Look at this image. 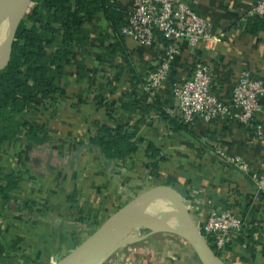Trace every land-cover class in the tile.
<instances>
[{"label":"crops","instance_id":"crops-1","mask_svg":"<svg viewBox=\"0 0 264 264\" xmlns=\"http://www.w3.org/2000/svg\"><path fill=\"white\" fill-rule=\"evenodd\" d=\"M112 1L117 24L101 10L83 20L86 42L74 48L51 101L30 115L45 126L39 143L20 135L0 147V186L18 175L14 194L29 200L7 208L0 193V264H54L131 200L160 187L181 195L201 230L212 210L243 217L239 237L216 254L223 264H264V194L249 173L264 170V133L235 119L182 123L173 92L199 59L210 64L222 99L245 70L264 80V20L248 16L256 0H188L224 35L215 51L185 44L155 95L143 84L168 41L161 33L153 46L125 37L133 0ZM254 123L264 129V98ZM103 127L120 129L128 147L105 151L96 141ZM237 156L248 173L230 162ZM149 239L153 259L136 252L112 264H202L176 234Z\"/></svg>","mask_w":264,"mask_h":264},{"label":"built area","instance_id":"built-area-1","mask_svg":"<svg viewBox=\"0 0 264 264\" xmlns=\"http://www.w3.org/2000/svg\"><path fill=\"white\" fill-rule=\"evenodd\" d=\"M248 16L264 20V0H256L248 10ZM121 33L145 46L158 44V33L168 41L157 54L156 66L148 72L143 84L151 95L163 85L185 44L215 51L224 35L215 33L212 23L200 16L188 0H133V8ZM213 80L210 64L199 59L194 64L192 76L175 85L173 92L179 103V120L191 125L197 120L235 119L253 126L256 134L262 136L263 126L254 124V118L260 110V100L264 98V80L243 71L234 83L229 99L217 96ZM229 160L239 170L250 171L240 156ZM249 173L257 192L264 194V170ZM245 226V219L229 210H212L202 230L199 229L213 250L221 251L239 237Z\"/></svg>","mask_w":264,"mask_h":264},{"label":"trees","instance_id":"trees-1","mask_svg":"<svg viewBox=\"0 0 264 264\" xmlns=\"http://www.w3.org/2000/svg\"><path fill=\"white\" fill-rule=\"evenodd\" d=\"M33 2L34 6L17 29L10 62L0 70V147L5 140L20 135L39 143L45 126L31 120L30 115L51 101L58 91L57 78L73 62L74 48L86 42L83 20L101 10L113 23L118 21L112 0ZM119 130L103 127L97 143L108 152L123 150L129 144ZM5 178L6 184L0 186L4 205L12 208L14 201L21 209L29 200L14 194L20 189V177L7 175ZM2 250L0 243V253Z\"/></svg>","mask_w":264,"mask_h":264},{"label":"water","instance_id":"water-1","mask_svg":"<svg viewBox=\"0 0 264 264\" xmlns=\"http://www.w3.org/2000/svg\"><path fill=\"white\" fill-rule=\"evenodd\" d=\"M16 0H0V70L10 62L20 15L33 0H25L21 10L12 13L11 5ZM13 18L10 22V14ZM159 202L168 204L179 218L175 226H164L143 219L145 211ZM134 227L148 229L142 237L123 244H112L121 233ZM160 232L176 234L185 239L195 250L202 264H223L216 252L204 238L181 195L169 187L148 191L120 208L99 226L88 238L54 264H90L111 255L116 248L129 243L140 242L149 235Z\"/></svg>","mask_w":264,"mask_h":264},{"label":"bare ground","instance_id":"bare-ground-1","mask_svg":"<svg viewBox=\"0 0 264 264\" xmlns=\"http://www.w3.org/2000/svg\"><path fill=\"white\" fill-rule=\"evenodd\" d=\"M25 0H16L12 5V13L14 14L15 11H19L24 6ZM12 13L10 14V22L13 18ZM150 213H159V216L156 218L150 220L160 225L165 226H175L177 223H179V218L177 217V214L174 212V210L168 206L166 203L159 202L157 204H152L144 213V216L150 214ZM148 229L143 227H134L132 229L126 230L123 233H121L116 239L113 241L112 244H122L125 242H128L133 239H137L139 236H142L145 232H147Z\"/></svg>","mask_w":264,"mask_h":264},{"label":"rangeland","instance_id":"rangeland-1","mask_svg":"<svg viewBox=\"0 0 264 264\" xmlns=\"http://www.w3.org/2000/svg\"><path fill=\"white\" fill-rule=\"evenodd\" d=\"M31 5H33L32 3L27 7L26 10H24L22 13H21V17H20V24L21 22L27 17V14L29 13L30 11V8H31ZM19 24V26H20ZM18 26V27H19ZM18 29V28H17ZM17 32V31H16ZM152 214H148L146 216L143 217L144 220H147V221H150L152 219ZM147 232H145L144 234H146ZM143 234V235H144ZM147 234H151L150 232H148ZM142 235V236H143ZM142 236H139L138 238L142 237ZM151 237V235L147 236L146 238H144L143 240H141L140 242H135V243H129V244H126L122 247H119V248H116L114 250V252L109 255L108 257L102 259L101 261H98V262H94V263H90V264H112V262L117 259V262L119 261L120 258H125V261L128 262L126 260V258H128L127 256L129 255V253L131 254H135L136 252L140 253V254H146V252L148 253V249H150V245H147L149 244V238ZM126 243V242H125ZM123 244V243H122ZM130 249H132L130 251ZM151 251V250H150ZM126 253V254H125ZM147 256L150 257V260L153 259L155 257V255H152V253H148ZM130 261V260H129Z\"/></svg>","mask_w":264,"mask_h":264}]
</instances>
